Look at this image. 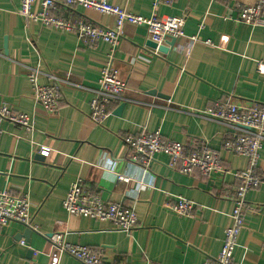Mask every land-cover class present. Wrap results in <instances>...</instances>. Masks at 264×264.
<instances>
[{
  "label": "crops",
  "instance_id": "0c3cea01",
  "mask_svg": "<svg viewBox=\"0 0 264 264\" xmlns=\"http://www.w3.org/2000/svg\"><path fill=\"white\" fill-rule=\"evenodd\" d=\"M100 1L151 17L157 0ZM20 10L21 0H0V107L30 115L32 129L2 123L0 191L29 197L38 232L28 234L15 223L1 231L0 264H50L52 248L41 234L54 233L103 251L112 264H205L216 257L232 225L230 197L239 184L235 173L249 161L225 148L235 133L204 112L220 100L245 107L264 104V75L258 71L264 60V28L226 19L238 15L233 4H161L158 17L186 16L185 37L173 47L168 42L163 46L167 52L154 56L147 29L125 26L114 65L127 90L105 124L97 126L89 117L90 102L111 47H90L73 33L25 19ZM55 14L115 25L114 18L84 8H61ZM30 67H40L43 84L52 82L51 76L70 79L71 84L61 86L56 114L47 113L33 97L26 73ZM142 132H160L190 152L207 147L220 157L225 172L184 175L169 167L165 154L143 171L128 162L123 142L125 136ZM42 148L50 151L48 157L39 153ZM259 172L264 173V145ZM115 174L130 182L116 183ZM77 178L104 201L133 206L141 227L127 233L110 223L68 215L63 201ZM178 196L195 203L192 217L169 210ZM246 201L245 227L234 258L264 264V186L250 191ZM59 264L82 263L64 255Z\"/></svg>",
  "mask_w": 264,
  "mask_h": 264
},
{
  "label": "built area",
  "instance_id": "2783aa9c",
  "mask_svg": "<svg viewBox=\"0 0 264 264\" xmlns=\"http://www.w3.org/2000/svg\"><path fill=\"white\" fill-rule=\"evenodd\" d=\"M225 5L233 4L238 11L235 19L227 17L236 23L264 28V0H215ZM172 0H157L153 6L151 17L135 15L122 8L100 0H21L20 15L33 23H40L44 27L52 28L77 35L90 47L99 43L111 47L108 61L100 69L99 87L94 91L90 102L89 117L97 126H103L111 115V107L122 101L123 93L127 90V83L122 79L119 70L114 65V53L123 38L126 25L145 27L149 39L157 45L154 56H160V47L173 39L185 37L184 26L186 16L158 17L156 9L161 5H169ZM75 11L84 8L114 18L113 27L96 25L84 18H60L55 13L60 9ZM194 41L195 38L190 39ZM258 71L264 75V60L258 62ZM27 78L30 91L47 113L56 114L60 108L63 93L61 86L71 84L70 79H59L51 76L52 82H40L43 73L40 67L27 68ZM205 115L225 127L231 129L235 135L225 144V148L236 155L246 157L248 167L235 173L239 182L233 189L231 200L234 210L231 214L232 225L225 231V238L218 255L205 264H243L235 261L234 255L239 236L245 227V212L247 208V194L264 186V173L259 172V161L264 145V104L249 107L239 105L230 100L216 101L205 112ZM3 122L30 131L31 117L28 114L15 111L4 105L0 107V138L4 133ZM123 142L129 152L128 162L147 171L159 154L169 157V167L184 175L199 172L204 177H211L215 173H224L220 157L207 147L192 152L187 147L165 138L160 132H142L137 135H127ZM47 156L50 151L42 148L39 152ZM116 183H129V177L115 174ZM31 201L24 193L13 194L10 191H0V232L11 224H19L38 232L33 224ZM63 207L72 217H86L96 221L110 223L114 228L123 232H133L141 227L133 206L126 207L121 203L104 201L102 197L89 189L82 178L75 179L63 201ZM196 205L192 201L178 196L176 202L169 206V210L181 217H192ZM51 245V263L59 264L61 257L68 255L82 264H112L105 253L99 249L72 244L66 241L62 233L52 235L41 234Z\"/></svg>",
  "mask_w": 264,
  "mask_h": 264
},
{
  "label": "water",
  "instance_id": "95a60500",
  "mask_svg": "<svg viewBox=\"0 0 264 264\" xmlns=\"http://www.w3.org/2000/svg\"><path fill=\"white\" fill-rule=\"evenodd\" d=\"M176 43V39H173L171 42H170V46L171 47H173L174 46V44ZM150 45H151V47H153L154 49L157 47V45L156 44H154L153 42L152 43H150ZM159 50L161 51V52H167V49L165 48V47H160L159 48ZM122 109V108H121ZM121 109H119V112L121 111ZM27 229V233L28 234H31L32 232H33V230H31V229H29V228H26Z\"/></svg>",
  "mask_w": 264,
  "mask_h": 264
}]
</instances>
